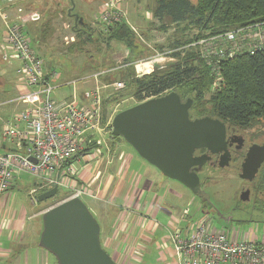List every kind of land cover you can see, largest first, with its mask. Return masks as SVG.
<instances>
[{
    "label": "rangeland",
    "instance_id": "374dc122",
    "mask_svg": "<svg viewBox=\"0 0 264 264\" xmlns=\"http://www.w3.org/2000/svg\"><path fill=\"white\" fill-rule=\"evenodd\" d=\"M111 1L112 0H22L18 3L15 0H1L0 2V13L6 14L9 21L21 22L19 18L24 20L23 15L35 12V10L38 12H44V7L54 13L57 20L61 18L58 17V13L63 14L64 18L58 20V33L57 31H54L52 35L51 27L48 24L46 29L41 32L42 35H40V37L37 31V41L31 32L34 24L28 25L27 21L29 20L21 22L25 24L24 26L27 29L28 35L31 37L32 47L36 50L38 55L40 52H38L39 48L37 42L40 46L44 45L45 42L48 47L44 46L49 53L54 51V47L57 49V54L40 53L41 56H39L43 58L46 70L51 73L55 72L58 75V79L51 82L52 85L56 87L53 95L58 100L64 96L70 97L75 88H77L79 98L81 99L83 97L84 92L82 93V91L84 89L86 90L92 86L93 89L90 91L96 92L97 79L89 78L97 73L104 72L105 70H111L109 73L101 77L105 78V84L109 87L106 89L104 86L98 84L100 90L97 89L100 93L99 97H101V106L104 105L103 121L101 123L102 129L99 133L95 134V140L98 142V146L90 149L85 155L77 158L76 162L73 164L75 171L78 172L77 169L85 168L87 173H92L93 175L94 170L96 171V168H98L96 166L101 164L104 159L110 161V167L108 170L116 174L119 170L117 169V165H121V160L118 159L121 156V159L125 161V165L132 164L133 169L138 170V172L149 168L150 171L145 174L150 173L158 176L161 182L158 181L156 187L163 186V188L159 190V195L162 197L164 194L168 202L166 204L172 202L174 205L175 202V206L178 207L179 210H183L184 207L190 209L189 215V212H184V214L188 215L186 221L187 223L190 222V229H194L199 223L203 222L207 225L208 230L211 233H223L230 239H243L254 242L263 240L264 208H254L253 205L250 206L248 204L245 205L242 202L240 203L237 194L242 187V181L238 178L237 173L234 172L237 164H233L231 169L207 167L203 173H201L200 179L202 181L203 190L210 198L209 201H207L208 207L202 209V207H199L198 205L201 200L198 195L189 191L180 182L163 176L157 168L153 167L145 159L140 157L134 148L124 139H115L111 135L112 121L117 112L123 109H128L138 103L132 92L129 89H126L128 82L124 80L123 75H126L128 72H134L137 76H142L145 73V69L150 70L151 73L154 72L159 65L158 63L155 62L153 63L154 65L148 67L144 65L151 62L150 59L156 58L157 51L160 53H167V57L169 56V50H173L174 46L177 45L179 41L184 43L186 40H189L198 34L197 27L192 23H173L172 15H165L164 18L159 19L156 16L157 10H159L158 8L160 7L158 0H117V6H119L120 10L124 13V17H121L120 23L124 22L128 30L133 34L132 38H134L133 41L135 47L133 48L134 50H130L125 44L119 41L110 42L108 40L109 35L106 28L107 26H113L114 23L106 25V23L99 19L102 12L108 7ZM190 1L195 5L197 4V0ZM19 9H22L23 12L21 13ZM68 11L70 14L79 15L80 18L83 19V25L81 26L78 24L76 28L79 29L81 27L82 33L89 34L93 39L88 42L80 40V43L77 38L66 37L65 39L66 35L71 36L74 34L73 29L76 23L74 16H68ZM66 25L69 26V28L67 31H64ZM40 27L38 30H40ZM3 31H5V25L0 23V33L2 34ZM1 34L0 41L2 38ZM66 41L73 42L75 47L73 46V43L66 45ZM67 47H71L73 51L68 50L64 52ZM3 50V52H7L9 57H12V53L9 50ZM146 52L147 55H144ZM1 57L3 58V56ZM163 57H165V55H163ZM126 58H129L128 60L130 61H135L131 63L132 67H134V69L130 67L131 71L129 68V70H126L125 68L127 67H122L126 64ZM143 58H145V61L142 62L140 66L136 67L135 63H140ZM207 60L208 59H206V62L209 66L211 65V68L214 63H217V60H214L212 61V64H210ZM170 62L172 63V61L166 59L162 64H165L166 67L169 66ZM6 67L9 66L6 63L1 64L0 62V73L5 70ZM18 67L19 65H17L16 71L10 67L7 69V74L5 76L0 75V97L1 102H3L0 104L1 115H3L4 110L10 112L11 110L13 111V109H16V105L5 101L8 99L11 100V98L14 100L17 95ZM164 69L166 68L163 67L162 70ZM214 77L215 83L217 77ZM116 82L122 87H116L115 89L112 85L114 83L116 84ZM213 90H215V88L211 89V91ZM210 95L211 93L206 94L205 98H209ZM91 97L93 98V93ZM201 117L206 116L194 115V118ZM6 119L8 120L10 118ZM248 130L252 134L259 133V135L261 134L263 136L264 121L255 122L248 128ZM259 142L261 143V140ZM94 181H96V179H94ZM94 181L84 182L91 186L93 194L99 196V198L86 196L83 197V201L87 204L98 222L101 223L100 225H102L97 212L103 206V203L100 201V194L96 188L97 184L95 185ZM18 183L20 186L16 190L19 193L20 201L14 209L20 211L23 206L27 209L32 206L30 191L34 186L35 178L27 172H22ZM84 189L88 188L84 187ZM176 193H182L183 198L177 199L178 195ZM67 194L68 193L65 189L60 187L54 198L43 202L37 200L35 201V204L41 207L40 209H42L44 214L52 206L69 199ZM39 195H41L40 192L37 193V197H39ZM166 198H164V200H166ZM22 201L23 203H21ZM115 209L114 213H117L118 208ZM41 225L43 226V223H41ZM163 226L164 224L162 223V228ZM181 227L184 228V225ZM182 228L179 229L182 230ZM42 231L43 228L41 233ZM159 238L168 241V231L162 229ZM104 249L107 252H110L108 248ZM117 253L119 254L120 259L122 252L117 251ZM113 256L118 259L116 254H113ZM127 262L128 261L125 259V261L120 264H129Z\"/></svg>",
    "mask_w": 264,
    "mask_h": 264
},
{
    "label": "built area",
    "instance_id": "2783aa9c",
    "mask_svg": "<svg viewBox=\"0 0 264 264\" xmlns=\"http://www.w3.org/2000/svg\"><path fill=\"white\" fill-rule=\"evenodd\" d=\"M116 3L117 0H112L99 19L109 24L115 23L112 17H124ZM19 11L23 12L22 9ZM21 22L7 27L5 43L19 63L18 89L22 90L13 102L20 103L25 109L16 113L2 132L3 140L13 142L14 149L0 152V196L10 190L22 172H27L35 178L30 191L32 200L37 193L54 186L64 188L69 199L86 191L88 196L99 198L89 184L76 177L75 170L64 180L57 179L73 167L72 161L76 157L85 155L91 146H98L95 134L101 131L103 121L98 83L105 73L96 74L98 90L91 92L93 98L90 97L87 104L80 105L75 99L65 101L63 105L56 103L53 95L56 87L51 82L58 79V75L54 72L45 81V62L32 47L31 38L25 26L21 28ZM191 46H198L202 57L210 64L217 60L212 69L217 77L216 83H220L219 65L222 61L264 50V21L200 39ZM166 54L158 69L165 68L164 60L175 59L166 57ZM153 61L158 63L156 58ZM140 65L141 62L135 63L136 67ZM112 86L115 89L122 87L119 84ZM167 231L179 251V264H264V239L258 242L230 239L223 233H211L203 222L187 236L173 225Z\"/></svg>",
    "mask_w": 264,
    "mask_h": 264
},
{
    "label": "crops",
    "instance_id": "0c3cea01",
    "mask_svg": "<svg viewBox=\"0 0 264 264\" xmlns=\"http://www.w3.org/2000/svg\"><path fill=\"white\" fill-rule=\"evenodd\" d=\"M15 1L19 3L22 0ZM43 10L44 12L35 10V12H31L24 17L25 20H29L27 21L28 25L34 24V27H31V32L35 40L38 38V35H36L37 31L40 37V35H42L41 32L46 29L48 24L51 27L52 35L54 31L58 33V20L64 18L62 13H58V17L61 18L57 20L54 13L50 10L45 9V7ZM68 16H74L76 20L80 18V16L76 14L69 13ZM17 22L18 21H9L6 14L0 13V23L5 25V31H3L2 34L0 33L2 36L0 41V62L1 64L6 63L9 66L0 73L2 76L7 74L8 68L11 67L16 71L17 65H19L15 54L9 57L7 52H3V49L7 50L5 43L7 27ZM39 27L40 30H38ZM68 28L69 26L66 25L64 31H67ZM73 33L74 34L71 36L66 35L65 39L66 37L77 38L74 29ZM71 43L73 42H65L66 45H70ZM37 45L39 48L38 52L40 53L57 54V49L55 47L54 51L49 53L45 48V46H47L45 42V46H40L38 42ZM73 46H75L74 43ZM71 47H67L64 52L68 50L73 51ZM157 52L159 53V51ZM172 52L173 51L170 49L169 56H171L170 54ZM1 56H3V58ZM98 84L101 86L105 85V78H101ZM91 89H93L92 86L82 91V93L84 92L82 99L79 98L77 88H75L70 97L64 96L60 100L57 98H55V100L57 103H61L63 101L70 102L76 98L80 105H84L90 102L89 98L91 94L89 93L92 92L90 91ZM20 90H22V88H20ZM20 90L17 89L15 98L18 96V93H20ZM12 100L11 98V100L8 99L5 102L13 103ZM1 103L3 102H1L0 97V104ZM14 105H16L17 110L13 109V111L11 110L10 112L4 110L3 115H1L0 111V152L14 149L13 142L3 141L1 138L6 123L23 108L22 105ZM6 118L10 119L7 120ZM118 159L121 160V167L117 165V169L119 170L116 174L108 170L110 161L104 159L101 164L96 166L98 168H96V171L94 170L93 175L92 173H87L85 168L77 169L78 172L76 177L78 179L88 182H92L96 179L94 183L95 185L97 184L96 188L100 194V201L103 203V206L97 212L102 222V245L104 248L110 250L108 253L111 254L114 261L118 264L123 263L125 259L129 264H179V251L177 250L176 244L171 238H169L168 241H164L162 238H159V235L162 229L168 230V227L172 225L178 228H182L181 226L184 225L181 234H183V236L189 235L193 230L190 229V222L187 223L186 221V218L190 214V209L188 215H186L184 212L188 210V207H184L183 211L175 206V202L174 205L172 202L166 204L168 202L164 194L162 197L159 195V190L162 189L163 186L156 187V184L160 181L158 176L150 173L145 174L150 171L149 168L138 172V170L133 169L132 164L125 165V161L121 159V156ZM76 160H74V163ZM19 179L20 175L13 182L10 190L0 196V264H58L56 258L39 245L41 230L43 228L41 225V223H43V211L40 209L41 207L35 204L36 202H33L31 198L32 206L28 209L25 206H23L20 211L14 209L20 201L19 193L16 190L20 186L18 183ZM176 194L178 195L177 199L183 198L182 193ZM86 196L88 195H84L83 197ZM164 198H166V200H164ZM21 203H23V201ZM198 205L202 207V209L205 207L201 200ZM115 208H118L117 213H114L116 210ZM162 223L164 224L163 228ZM117 251L122 252L120 259L119 252L117 253ZM113 254H116L118 259L115 258Z\"/></svg>",
    "mask_w": 264,
    "mask_h": 264
},
{
    "label": "water",
    "instance_id": "95a60500",
    "mask_svg": "<svg viewBox=\"0 0 264 264\" xmlns=\"http://www.w3.org/2000/svg\"><path fill=\"white\" fill-rule=\"evenodd\" d=\"M80 23L83 20L80 18ZM192 99L182 102L172 91L139 103L115 115L112 135L122 137L140 157L163 176L183 184L195 195L209 196L202 190L199 170L212 158L199 149L221 155L219 167L230 165L227 125L218 118H191ZM264 164V145H253L242 164L241 178L252 181ZM249 174V175H248ZM58 188L39 195L43 202L54 198ZM39 245L51 253L58 264H118L104 249L101 225L87 204L79 198L62 201L42 216Z\"/></svg>",
    "mask_w": 264,
    "mask_h": 264
},
{
    "label": "trees",
    "instance_id": "16d2710c",
    "mask_svg": "<svg viewBox=\"0 0 264 264\" xmlns=\"http://www.w3.org/2000/svg\"><path fill=\"white\" fill-rule=\"evenodd\" d=\"M158 3L160 7L156 16L159 19L164 18L165 15H172L173 23H192L197 27L198 34L184 43L179 41L174 46L177 50L170 55L175 59L165 67L166 69L157 68L152 73L145 69L142 76H137L134 72L123 75L124 80L128 82L126 89L132 92L138 101L137 104L148 98L160 97L166 92L175 91L183 101L193 99L191 118H194V115L210 116L220 119L226 125L245 129L257 121H264V50L254 55L239 54L232 59L222 61L219 65L221 82L214 83L213 67L211 68L202 57L199 48L191 46L200 39L224 34L239 26L264 21V0H197L196 5L190 0H158ZM79 20L80 18L76 20L74 27L77 39L79 43L80 40L88 42L93 38L76 28L78 24L83 25ZM120 22L107 26L108 40L119 41L130 50H134L133 34L124 22ZM144 55H147V52ZM163 58L156 56L158 64ZM128 59L126 58V64L122 67H127L126 70L130 67L134 69L131 63L135 61ZM144 59H141V63L145 61ZM150 60L151 62L144 66L154 65L153 58ZM109 71L111 70L104 72L107 74ZM212 88L215 90L211 91ZM208 93L211 95L205 98ZM260 179L263 186V195H261L263 200H259L258 197L254 208L263 209L264 164L260 170Z\"/></svg>",
    "mask_w": 264,
    "mask_h": 264
},
{
    "label": "flooded vegetation",
    "instance_id": "af4514ba",
    "mask_svg": "<svg viewBox=\"0 0 264 264\" xmlns=\"http://www.w3.org/2000/svg\"><path fill=\"white\" fill-rule=\"evenodd\" d=\"M195 119V118H194ZM227 149L230 153V165L228 167L222 168V169H231V166L233 164L236 165V169L234 172L237 173L238 178L241 179L242 181V187L240 188V192L237 194L238 199L240 203L242 202L245 205H250L254 207V205L258 202V197L260 198L259 200H263V190H262V185L260 182V173L256 175V177L252 181L244 180L241 178L240 175H242V164L247 157V154L250 150V148L253 145H264V135L262 136L259 133L252 134L248 128H236L232 127L230 125H227ZM261 140V143L259 142ZM208 154L212 158L204 165L203 169L199 170V176L207 167H212V168H217L219 167V160L221 158V155H211L208 153L206 149L198 150L196 152V155L201 156L203 154ZM249 175V174H248ZM201 177V176H200ZM202 182V181H201ZM203 189V186H202ZM201 196V195H200ZM202 197V196H201ZM203 198V197H202ZM201 199L203 202V205L205 207H208L207 201L204 202V200Z\"/></svg>",
    "mask_w": 264,
    "mask_h": 264
},
{
    "label": "bare ground",
    "instance_id": "6f19581e",
    "mask_svg": "<svg viewBox=\"0 0 264 264\" xmlns=\"http://www.w3.org/2000/svg\"><path fill=\"white\" fill-rule=\"evenodd\" d=\"M0 2H1V0H0ZM121 17L122 16H120V17H118L117 19L116 18H113L112 17V21H115V23H118V22H120L121 21ZM83 20V19H82ZM83 23V22H82ZM114 23V24H115ZM108 24V23H107ZM106 24V25H107ZM110 24H113V23H110ZM110 24H108V25H110ZM24 27V25L23 24H21V28H23ZM195 47H197V48H199L198 46H195ZM200 49V48H199ZM200 51H201V49H200ZM163 55H165V53L164 52H162V53H158V54H156V56L157 57H160V56H163ZM102 73V72H101ZM105 74H106V72H104ZM44 74H45V77H44V79H45V81L47 82L48 80H49V78H50V75L52 74L51 72H49L48 70H46V68H45V72H44ZM93 78H95L96 79V75H94V76H92V77H90L89 79H93ZM88 80V79H87ZM115 84V83H114ZM113 84V85H114ZM116 84H118V82L116 83ZM177 93V92H176ZM89 94H91V93H89ZM98 95V94H97ZM75 100H76V98H74ZM150 99H153V98H148L147 100H145V101H148V100H150ZM191 99V98H190ZM188 100V99H187ZM186 100V101H187ZM193 100V99H192ZM77 101V100H76ZM144 101V102H145ZM186 101H183L182 100V102H186ZM78 102V101H77ZM14 104H17V105H20V103H18V102H16V101H14L13 102ZM56 103H57V101H56ZM60 104H64V101L63 102H61ZM193 104H194V101L192 102V106H191V108L193 107ZM191 108H190V110H191ZM24 109L25 108H22L19 112H23L24 111ZM190 110H189V112H190ZM113 136V135H112ZM113 138H120V139H123L122 137H114L113 136ZM92 148H95V146L93 145V146H91L87 151H89L90 149H92ZM199 150H202V149H199ZM207 150V149H206ZM86 151V152H87ZM198 151V150H197ZM196 151V152H197ZM196 152H195V155H196ZM196 156H198V155H196ZM77 158H79V157H76L74 160H76ZM74 160L72 161L73 163H74ZM150 164V163H149ZM151 165V164H150ZM206 165V164H205ZM153 166V165H152ZM154 167V166H153ZM204 167V166H203ZM74 170H75V168L74 167H72V168H70L66 173H64V174H62L57 180L58 181H62V180H64L65 178H67L72 172H74ZM81 180V179H80ZM81 181H83V180H81ZM54 187H57V186H54ZM53 187V188H54ZM53 188H51V189H49V190H52ZM58 188V187H57ZM59 189V188H58ZM49 190H46V191H41L40 193L41 194H43L44 192H47V191H49ZM203 190V189H202ZM190 191V190H189ZM204 191V190H203ZM205 192V191H204ZM84 195H89V192L88 191H86V192H84V193H82V194H80V195H78V196H75L74 198H79V199H81L82 200V197L84 196ZM202 196V195H201ZM201 196H199V197H201ZM203 197V196H202ZM201 197V198H202ZM203 199H204V197H203ZM38 200V197H37V195H36V198H35V200H32L33 202H35V201H37ZM205 200V199H204ZM206 201V200H205ZM186 212H188V210H186ZM202 223V222H201Z\"/></svg>",
    "mask_w": 264,
    "mask_h": 264
}]
</instances>
